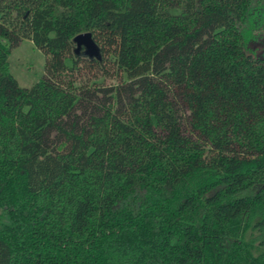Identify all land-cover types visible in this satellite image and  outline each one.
<instances>
[{"label": "trees", "instance_id": "16d2710c", "mask_svg": "<svg viewBox=\"0 0 264 264\" xmlns=\"http://www.w3.org/2000/svg\"><path fill=\"white\" fill-rule=\"evenodd\" d=\"M260 33L264 0H0V264H264Z\"/></svg>", "mask_w": 264, "mask_h": 264}, {"label": "rangeland", "instance_id": "374dc122", "mask_svg": "<svg viewBox=\"0 0 264 264\" xmlns=\"http://www.w3.org/2000/svg\"><path fill=\"white\" fill-rule=\"evenodd\" d=\"M250 47L258 56L264 58V35L258 34L257 39L250 44ZM73 48H76V44L73 45ZM9 62L11 72L16 76L20 85L24 87H31L45 74L46 56L30 37H23L15 46L11 47ZM89 62V58L86 56H82L80 59V69L76 73L79 79L93 81L96 74H100L101 70L92 68ZM105 81L108 84L114 79L107 77ZM257 234V230L250 228L246 237L254 238Z\"/></svg>", "mask_w": 264, "mask_h": 264}, {"label": "water", "instance_id": "95a60500", "mask_svg": "<svg viewBox=\"0 0 264 264\" xmlns=\"http://www.w3.org/2000/svg\"><path fill=\"white\" fill-rule=\"evenodd\" d=\"M74 41L76 42V52L80 50L82 46H85V53L93 56H99L100 55V49L95 42V40L92 38V34L89 31L81 32L77 34L74 37Z\"/></svg>", "mask_w": 264, "mask_h": 264}]
</instances>
